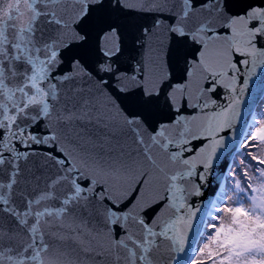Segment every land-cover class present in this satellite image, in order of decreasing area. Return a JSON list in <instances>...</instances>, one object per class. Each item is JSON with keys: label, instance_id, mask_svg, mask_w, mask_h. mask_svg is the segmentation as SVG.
Wrapping results in <instances>:
<instances>
[{"label": "snow or ice", "instance_id": "1", "mask_svg": "<svg viewBox=\"0 0 264 264\" xmlns=\"http://www.w3.org/2000/svg\"><path fill=\"white\" fill-rule=\"evenodd\" d=\"M0 264H264V0H0Z\"/></svg>", "mask_w": 264, "mask_h": 264}]
</instances>
